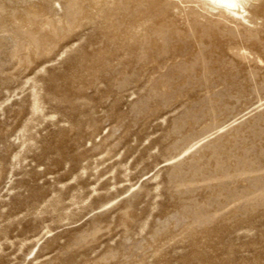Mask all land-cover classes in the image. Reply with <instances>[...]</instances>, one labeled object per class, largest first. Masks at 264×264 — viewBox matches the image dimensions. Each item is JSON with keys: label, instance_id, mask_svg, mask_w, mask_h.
<instances>
[{"label": "rangeland", "instance_id": "obj_1", "mask_svg": "<svg viewBox=\"0 0 264 264\" xmlns=\"http://www.w3.org/2000/svg\"><path fill=\"white\" fill-rule=\"evenodd\" d=\"M245 9L0 0V264H264V0Z\"/></svg>", "mask_w": 264, "mask_h": 264}, {"label": "bare ground", "instance_id": "obj_2", "mask_svg": "<svg viewBox=\"0 0 264 264\" xmlns=\"http://www.w3.org/2000/svg\"><path fill=\"white\" fill-rule=\"evenodd\" d=\"M203 1L209 2L213 4L215 7L221 8L229 14L235 17H242L245 20L243 14L247 12L245 9V5L248 3V0H203Z\"/></svg>", "mask_w": 264, "mask_h": 264}]
</instances>
